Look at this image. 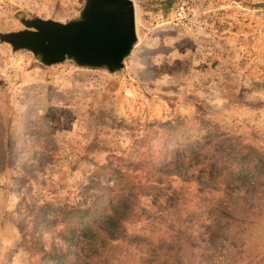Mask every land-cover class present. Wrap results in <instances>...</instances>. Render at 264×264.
Returning <instances> with one entry per match:
<instances>
[{"label": "rangeland", "instance_id": "374dc122", "mask_svg": "<svg viewBox=\"0 0 264 264\" xmlns=\"http://www.w3.org/2000/svg\"><path fill=\"white\" fill-rule=\"evenodd\" d=\"M178 1L133 0L138 42L121 73L71 61L45 67L0 43V264L35 259L20 244L29 210L87 207L104 189L101 164L156 161L176 139L199 137L201 121L264 154V0H205L200 32L171 23ZM83 2L0 0V32L23 28V16L75 19ZM170 184L183 196L182 214L209 199L193 181L173 177ZM143 205L159 213L148 200ZM251 221L234 264H264V207ZM126 229L152 228L140 217ZM138 252L124 248L112 264L135 263Z\"/></svg>", "mask_w": 264, "mask_h": 264}, {"label": "trees", "instance_id": "16d2710c", "mask_svg": "<svg viewBox=\"0 0 264 264\" xmlns=\"http://www.w3.org/2000/svg\"><path fill=\"white\" fill-rule=\"evenodd\" d=\"M199 129V137L176 139L169 155L156 161L101 164L96 174L104 189L85 208L46 203L29 210L20 237L35 256L29 264H112L132 246L139 251L136 262L122 264L238 263L247 245L244 225L264 207V154L215 124L201 121ZM173 177L209 195L199 212L179 211L183 196L170 184ZM140 217L152 229L129 234L126 222Z\"/></svg>", "mask_w": 264, "mask_h": 264}, {"label": "water", "instance_id": "95a60500", "mask_svg": "<svg viewBox=\"0 0 264 264\" xmlns=\"http://www.w3.org/2000/svg\"><path fill=\"white\" fill-rule=\"evenodd\" d=\"M19 22L23 28L0 32V43L12 52L31 53L45 67L71 61L121 73L138 42L133 0H84L75 19L23 16Z\"/></svg>", "mask_w": 264, "mask_h": 264}, {"label": "built area", "instance_id": "2783aa9c", "mask_svg": "<svg viewBox=\"0 0 264 264\" xmlns=\"http://www.w3.org/2000/svg\"><path fill=\"white\" fill-rule=\"evenodd\" d=\"M205 0H179L172 12L171 23L188 32L203 31L207 25L201 11Z\"/></svg>", "mask_w": 264, "mask_h": 264}]
</instances>
